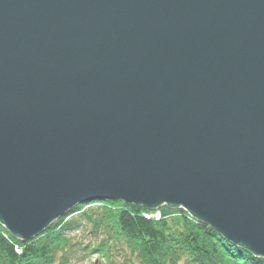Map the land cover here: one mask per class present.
<instances>
[{
    "label": "water",
    "instance_id": "water-1",
    "mask_svg": "<svg viewBox=\"0 0 264 264\" xmlns=\"http://www.w3.org/2000/svg\"><path fill=\"white\" fill-rule=\"evenodd\" d=\"M108 200L264 257V0H0V224Z\"/></svg>",
    "mask_w": 264,
    "mask_h": 264
},
{
    "label": "trees",
    "instance_id": "trees-1",
    "mask_svg": "<svg viewBox=\"0 0 264 264\" xmlns=\"http://www.w3.org/2000/svg\"><path fill=\"white\" fill-rule=\"evenodd\" d=\"M151 213L122 200L93 201L28 242L0 225V264H77L95 255L102 264H264L181 210L164 209L160 220L146 218Z\"/></svg>",
    "mask_w": 264,
    "mask_h": 264
},
{
    "label": "rangeland",
    "instance_id": "rangeland-1",
    "mask_svg": "<svg viewBox=\"0 0 264 264\" xmlns=\"http://www.w3.org/2000/svg\"><path fill=\"white\" fill-rule=\"evenodd\" d=\"M125 202V201H124ZM129 204V203H128ZM132 205H134V204H132ZM136 206H139V205H136ZM141 207H144V206H141ZM144 208H146V207H144ZM147 209V208H146ZM164 209H171V210H176V211H183V212H185V213H187V215H188V217H191V219L192 220H194V221H197L198 222V220L197 219H195L194 217H192L186 210H184V209H181V208H179V209H176V208H170L168 205H163V206H160L159 208H157V209H154V210H151L152 211V213L151 214H149V215H146V218H148V219H150V218H153V219H155V220H160L161 218H162V215H161V213L163 212V210ZM148 210H150V209H148ZM203 224H205V223H203ZM1 225V224H0ZM205 225H207V224H205ZM2 226V225H1ZM207 226H209V225H207ZM4 227V226H3ZM210 227V226H209ZM216 231V230H215ZM36 238V237H35ZM76 238L78 239V241H80V240H83V243L85 242V240H86V238H85V236H80V235H78V234H76ZM28 242V241H27ZM232 242V241H231ZM232 243H234V242H232ZM244 247V246H243ZM20 251V250H19ZM260 257H262V256H260ZM264 258V257H263ZM102 263H104V261L101 259V258H99L97 255H95V256H92V257H89V258H87L86 260H84V262H81V263H77V264H102Z\"/></svg>",
    "mask_w": 264,
    "mask_h": 264
},
{
    "label": "bare ground",
    "instance_id": "bare-ground-1",
    "mask_svg": "<svg viewBox=\"0 0 264 264\" xmlns=\"http://www.w3.org/2000/svg\"><path fill=\"white\" fill-rule=\"evenodd\" d=\"M176 209H179V208H176Z\"/></svg>",
    "mask_w": 264,
    "mask_h": 264
}]
</instances>
